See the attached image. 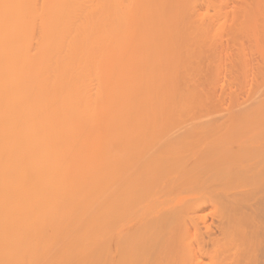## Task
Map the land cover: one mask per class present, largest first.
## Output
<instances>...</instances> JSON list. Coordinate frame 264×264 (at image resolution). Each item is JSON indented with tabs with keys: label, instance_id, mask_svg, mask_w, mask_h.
Masks as SVG:
<instances>
[{
	"label": "bare ground",
	"instance_id": "1",
	"mask_svg": "<svg viewBox=\"0 0 264 264\" xmlns=\"http://www.w3.org/2000/svg\"><path fill=\"white\" fill-rule=\"evenodd\" d=\"M0 264H264V0H0Z\"/></svg>",
	"mask_w": 264,
	"mask_h": 264
}]
</instances>
